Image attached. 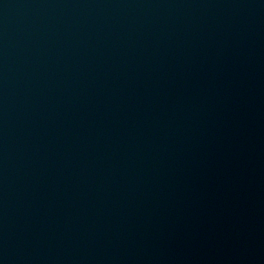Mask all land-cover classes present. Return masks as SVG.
Listing matches in <instances>:
<instances>
[{"label":"water","instance_id":"water-1","mask_svg":"<svg viewBox=\"0 0 264 264\" xmlns=\"http://www.w3.org/2000/svg\"><path fill=\"white\" fill-rule=\"evenodd\" d=\"M0 264H264V0H0Z\"/></svg>","mask_w":264,"mask_h":264}]
</instances>
